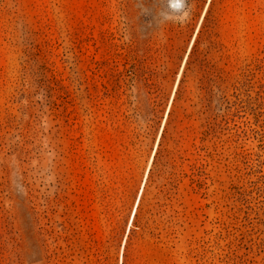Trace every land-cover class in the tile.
I'll return each mask as SVG.
<instances>
[{
  "label": "rangeland",
  "instance_id": "374dc122",
  "mask_svg": "<svg viewBox=\"0 0 264 264\" xmlns=\"http://www.w3.org/2000/svg\"><path fill=\"white\" fill-rule=\"evenodd\" d=\"M0 264H264V0H0Z\"/></svg>",
  "mask_w": 264,
  "mask_h": 264
},
{
  "label": "trees",
  "instance_id": "16d2710c",
  "mask_svg": "<svg viewBox=\"0 0 264 264\" xmlns=\"http://www.w3.org/2000/svg\"><path fill=\"white\" fill-rule=\"evenodd\" d=\"M157 155V154H156ZM152 170V169H151ZM150 170V172H151ZM144 196V193H142L141 195V198H140V201H139V204L137 206V210H136V213L134 215V218H133V221L130 225V228H129V234H128V238H127V241L129 242L130 239L133 237V235H135V232H136V229H137V223H138V218H139V215H140V211H141V206H142V202H143V197Z\"/></svg>",
  "mask_w": 264,
  "mask_h": 264
},
{
  "label": "bare ground",
  "instance_id": "6f19581e",
  "mask_svg": "<svg viewBox=\"0 0 264 264\" xmlns=\"http://www.w3.org/2000/svg\"><path fill=\"white\" fill-rule=\"evenodd\" d=\"M154 152H155V150H154ZM154 152H153V154H154ZM146 172H148V170H147ZM142 192H143V187L140 189L139 194H138V197H137V199H136V202H135L134 208H133L132 213H131V216H130V220H129L128 228H130V225H131V223H132V221H133V218H134V215H135V213H136L137 206H138V204H139V201H140V198H141Z\"/></svg>",
  "mask_w": 264,
  "mask_h": 264
},
{
  "label": "clouds",
  "instance_id": "9594fccd",
  "mask_svg": "<svg viewBox=\"0 0 264 264\" xmlns=\"http://www.w3.org/2000/svg\"><path fill=\"white\" fill-rule=\"evenodd\" d=\"M185 0H173V3L176 4L177 6L183 4Z\"/></svg>",
  "mask_w": 264,
  "mask_h": 264
}]
</instances>
